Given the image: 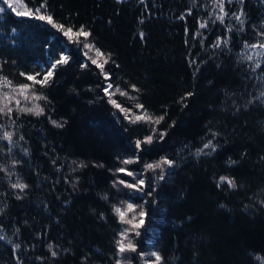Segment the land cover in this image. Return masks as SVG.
I'll use <instances>...</instances> for the list:
<instances>
[{"label": "trees", "instance_id": "obj_1", "mask_svg": "<svg viewBox=\"0 0 264 264\" xmlns=\"http://www.w3.org/2000/svg\"><path fill=\"white\" fill-rule=\"evenodd\" d=\"M12 3L54 23L0 0V78L46 97L0 88L20 108L44 110L20 112L12 100L0 113V264H145L153 251L161 264H264V49L245 47L264 43V0H224L223 22L216 0ZM93 59H107L103 72ZM49 71L47 84L26 79ZM145 113L163 119L133 122ZM165 158L171 167H145ZM140 179L142 191L126 186ZM129 203L145 224L128 233L136 251L120 254L132 226L115 208Z\"/></svg>", "mask_w": 264, "mask_h": 264}, {"label": "snow or ice", "instance_id": "obj_2", "mask_svg": "<svg viewBox=\"0 0 264 264\" xmlns=\"http://www.w3.org/2000/svg\"><path fill=\"white\" fill-rule=\"evenodd\" d=\"M2 2L4 4L7 5L8 8L12 9V11L16 12L17 15H36V18L38 19H46L49 23H54L52 20L51 15H39L40 13V9H36L35 13H32L31 11H17V9L15 7H13V3L12 0H2ZM217 2V7L219 8L220 13H222V15H218L217 19H219L221 22L224 21V17L227 15V12H225V8H224V0H216ZM229 3H231V0H228ZM241 3H243V0H240ZM41 7L46 8V3L44 5H42ZM4 8L0 7V12H3ZM243 16V12L241 11L240 15L235 16V18L241 23L243 24V19H241V17ZM143 21H141L142 23ZM56 27H58L61 31L64 32V35L66 36H76L77 38L79 37H84L85 39L90 35V33L88 31H86L84 29L83 26L80 27V29L76 32H73V30L71 28L65 30L63 25H55ZM207 27V23H201L200 24V28H206ZM141 38H143V33H140ZM261 35H264V33H261ZM224 43H227V41H223ZM221 43L220 40H218L216 42L215 45H213L214 47L219 46V44ZM91 47V46H89ZM245 47H252V48H260V49H264V43H260V44H253V45H245ZM97 56H102L103 54L100 53V51L97 49ZM258 56H264V51L262 52H258L257 53ZM248 60H252L253 57L252 56H247L246 57ZM68 62V58L67 57H63L61 59L56 60V62L54 64L51 65L52 69H55L57 65H61V64H66ZM93 64H96L97 67H99L101 69V71L103 72L104 69V63H107V59L104 60V63H97L96 59L92 60ZM259 63L256 64V67H259ZM21 75H24L23 73ZM53 75L52 71L47 72V74L39 81L36 80L35 76L32 75H28L26 76V79L29 81H33L34 83H39V84H47L49 81V78H51ZM105 77L107 78V74L105 73ZM33 85H20L19 88H15L12 86V82L9 81L6 77L5 78H0V88H12L13 92H18L19 95L23 96L24 100L27 101L29 99L31 100H40V99H46V97H40V96H36V95H29L30 89ZM111 85L108 86L107 89H105L106 92H108L109 89H111ZM116 91H120L119 89H116ZM121 95H127V93L121 92ZM261 95H264V93H262ZM12 100H15V104L17 106V109L20 112H27V113H32L35 114L37 116L43 114V108H41L38 104H34L32 107H24V108H20L19 105L21 103V101L19 99H15L14 96H10L9 93L4 92L2 96H0V101L3 102V105L0 106V113H4V114H11V112L13 111L12 107L9 106L10 102ZM112 103L117 107V108H121V106L119 104L116 103V101H112ZM138 108L143 109V105H137ZM121 111H124L125 113H127L126 109L121 108ZM163 117H158L155 120H153V118L151 116H148L147 113H145L143 116H136L135 117V121H139V120H148L150 122L153 123H159L160 120H162ZM52 123L56 126V127H63V124L57 122V121H52ZM3 138L7 139L9 141V143H11L12 141V133L11 132H4L3 133ZM144 143H151L152 142V137L149 136L146 138L145 141H143ZM141 141H137L136 142V146L137 148L140 147L141 145ZM204 148H211L213 151H215V146L211 144V142H209L208 144L204 145ZM200 151H203L202 149ZM197 155H199V151L197 152ZM135 161L133 160H124L122 163L124 164H131L134 163ZM173 161L168 160V159H163L158 163L155 164H147L145 165V167L147 169L153 170L155 171L156 169H163L164 165H168L169 167H171L173 165ZM83 166V165H81ZM118 172H126L127 170L124 168H119L117 169ZM127 175L132 176L133 173L132 172H127ZM160 179H163V175H161L159 177ZM222 181H226L230 186L235 187V182L232 180H228L225 177L221 178ZM119 183L124 184L125 182L123 180L119 181ZM145 181L143 179H140L138 182L133 183V184H127V187L130 188H136L140 191H142V185H144ZM13 188L16 189H20L21 191H23L24 189H26L28 187L27 184H23V183H15L12 185ZM151 194V193H149ZM20 198V197H18ZM136 206L129 203L125 206V208H115V212L116 214L119 216L120 220L122 223H126L131 225L132 227L130 229H125L122 233H121V239L117 241V247L119 250L120 254H123L126 251H132L135 252L136 251V245L132 243V241L128 238V233L130 231H135V234L138 236L140 235L139 231H137V229L141 228L144 226L145 224V220L144 217L146 216V213L143 210H140L138 213L135 212ZM129 212L134 213L132 215V217L130 219L127 218V215ZM3 237H0V239H2ZM16 247L18 248L19 245H16ZM51 245H49V248L51 249ZM52 256H56L57 253L55 251H52ZM141 255H144V253H141ZM150 255L152 257H154V260L151 262L146 261L145 264H161L162 261V257L160 256V254L158 252H151ZM117 264H121L120 261L117 262Z\"/></svg>", "mask_w": 264, "mask_h": 264}, {"label": "rangeland", "instance_id": "obj_3", "mask_svg": "<svg viewBox=\"0 0 264 264\" xmlns=\"http://www.w3.org/2000/svg\"><path fill=\"white\" fill-rule=\"evenodd\" d=\"M109 85H111L109 82L106 84V86H105V89H107L108 88V86ZM108 95H110L111 94V89H109L108 90V92H106Z\"/></svg>", "mask_w": 264, "mask_h": 264}]
</instances>
